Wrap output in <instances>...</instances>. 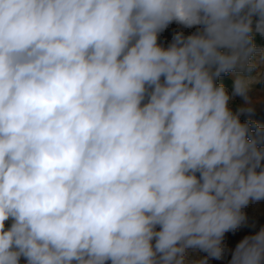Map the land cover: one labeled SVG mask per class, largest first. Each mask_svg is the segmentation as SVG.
I'll return each instance as SVG.
<instances>
[{
  "label": "clouds",
  "instance_id": "1",
  "mask_svg": "<svg viewBox=\"0 0 264 264\" xmlns=\"http://www.w3.org/2000/svg\"><path fill=\"white\" fill-rule=\"evenodd\" d=\"M173 22L197 32L165 48ZM255 34L264 0H0V264L224 259L264 201ZM228 264H264V228Z\"/></svg>",
  "mask_w": 264,
  "mask_h": 264
},
{
  "label": "rangeland",
  "instance_id": "2",
  "mask_svg": "<svg viewBox=\"0 0 264 264\" xmlns=\"http://www.w3.org/2000/svg\"><path fill=\"white\" fill-rule=\"evenodd\" d=\"M167 29H171L173 31H190V34L197 32V27L195 26L192 28H186L183 25L177 24L175 22L170 24L168 28H166L164 31H166ZM186 36L187 35H185V37ZM169 37L170 35H168L166 32H162V35L158 36V43L161 44L166 42L170 39ZM255 37L256 38H254V43L256 44V46L258 48H264V36L257 34V36ZM255 57L257 60H259L260 54L258 53ZM258 66L260 68V71L255 70L252 75L255 76L256 73H260V80L258 83H255L253 85L249 93L250 97L254 102L255 112L253 114L264 113V64H258ZM235 75V73L222 74L220 78L216 81L219 82L218 84H224L225 88L227 89L230 95L232 93V86ZM231 103L232 105L230 107L232 110L234 109V112L238 108L244 106V101L239 96L233 97L230 100V104ZM244 212L247 217L246 223L242 227L237 229L235 232L230 231L225 234L223 243L226 248V253L224 259H212L209 260V264H228V261L231 259V251L235 249L237 243L242 240L245 236L254 234L258 232L261 228H264V201L250 203L244 209ZM8 223L9 222H6V226H8ZM204 255V253H191L190 259H199L202 258ZM20 264H26L24 258H21Z\"/></svg>",
  "mask_w": 264,
  "mask_h": 264
},
{
  "label": "crops",
  "instance_id": "3",
  "mask_svg": "<svg viewBox=\"0 0 264 264\" xmlns=\"http://www.w3.org/2000/svg\"><path fill=\"white\" fill-rule=\"evenodd\" d=\"M163 32H166L168 35H170V39L169 40H167L166 42H164V43H161L160 45H162L163 47H167L169 44H171L172 42H173V37L175 36V34L176 33H182L184 36L185 35H190V31H173V30H169V29H167L166 31H163ZM192 33V32H191ZM159 35H162V32L159 34ZM186 36V37H187ZM255 36H257V34H255L254 35V38H256ZM254 60H257L256 59V57H254ZM258 61V60H257ZM256 70H258V71H260V68H259V66L257 65V68H256ZM219 82H217V84H218ZM232 105V103L230 104V106ZM233 111H234V109H233Z\"/></svg>",
  "mask_w": 264,
  "mask_h": 264
},
{
  "label": "trees",
  "instance_id": "4",
  "mask_svg": "<svg viewBox=\"0 0 264 264\" xmlns=\"http://www.w3.org/2000/svg\"><path fill=\"white\" fill-rule=\"evenodd\" d=\"M241 122H245L247 120H252L256 123H259L261 126H264V113H256L252 115L241 114L240 116Z\"/></svg>",
  "mask_w": 264,
  "mask_h": 264
}]
</instances>
